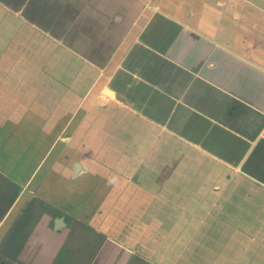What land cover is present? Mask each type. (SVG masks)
Here are the masks:
<instances>
[{"label": "crops", "instance_id": "obj_1", "mask_svg": "<svg viewBox=\"0 0 264 264\" xmlns=\"http://www.w3.org/2000/svg\"><path fill=\"white\" fill-rule=\"evenodd\" d=\"M0 1L2 15L35 17V25L20 18L63 45L94 79L103 74L97 62L110 53L105 63L115 64L107 81L113 78L124 103L94 96L78 126L97 132L82 141L89 145L79 158L86 163L97 156L113 166L116 186L106 210H113V234L103 231L107 215L90 221L49 216L38 228L19 226L33 249L23 261L8 239L5 264H59L65 244L75 257L67 264H164V244L146 247L160 232L179 242L171 263L177 264L189 246L193 256L206 257L200 248L208 236L231 228L227 244L241 247L239 263L264 262V223L230 227L195 213L199 202L208 213L220 196L264 202V0ZM56 15L60 21L50 23ZM215 222L222 226L214 228Z\"/></svg>", "mask_w": 264, "mask_h": 264}, {"label": "rangeland", "instance_id": "obj_2", "mask_svg": "<svg viewBox=\"0 0 264 264\" xmlns=\"http://www.w3.org/2000/svg\"><path fill=\"white\" fill-rule=\"evenodd\" d=\"M59 18L60 17L56 15V17L50 20V23L55 21L56 24L57 21H60ZM54 43L55 42L50 40L44 33L31 27L22 18L12 16L11 14H0V126H4L5 124L11 126V123H9L11 118L19 120V124L28 128V130L25 133V136L21 137V140L18 139V142H37L39 140V133H37V130H39L38 127L47 124V120L55 119L54 115H60L61 110L63 109L65 112H62L61 116L64 115V118L57 123L56 127L57 129L59 128L60 131L73 115L79 113L81 103L87 98L86 96L84 97L83 93L90 90L92 86L94 96L96 97L95 99L105 100L107 97L104 94L98 97V91L106 83L109 74L99 80L94 79L96 76L95 73L91 74L90 71H87L86 67L82 69L78 60H76L68 50L64 49L63 45L57 42ZM51 72H53V75L55 72L57 75L56 77H59V81H63L65 84L70 82V85L66 86L63 82L61 84L56 80H52L51 83L47 82L45 78L51 76ZM52 78L55 79L53 76ZM91 103L92 102L89 103V106L92 105ZM51 105L54 107L50 108ZM14 112L18 114L21 113V117H18L17 119L14 118ZM20 125L18 128H21ZM12 127L14 132H10L9 130L7 132H2L3 135H5V138H8L9 140L15 139L16 137V127L14 125ZM35 136L36 138H34ZM54 138L53 135L49 136L48 141L52 142ZM100 148L103 150L102 146ZM107 148V151L112 150L113 153V144H109V141ZM85 162L91 167H94L95 163H97L89 157L86 158ZM230 172L232 173L231 170ZM47 177L50 178L51 176ZM106 178L108 180H113L115 177L106 176ZM118 178V183L121 184L123 182L124 185V179L120 176L116 177V179ZM139 193L141 194V192ZM13 195V186L6 182L3 184L0 181V208L6 206V204L12 200ZM224 198L229 197L225 196ZM224 198L220 196L219 199L223 203L221 201H215L218 205L212 207L208 213H205L204 208H202V205L199 202L197 209H194L195 213L200 216L206 214V218H209L208 221H211L212 218H221L224 221H229L231 226L227 223L226 224L230 227L236 226L238 222L243 220L250 222V226L252 227L264 223V202L261 203L260 201L257 205H251L247 200L243 201L239 198H235L234 200L229 199L224 201ZM39 203L40 202H33L31 208L27 209L26 213L20 216L17 223L18 228L20 225L21 227L25 226L27 228H35L36 225L37 227H40V223H42V220L40 219L42 210H39L38 208ZM221 203L223 206H220ZM190 212L191 210L189 211L187 209V216L191 215ZM182 218L184 219V216ZM221 223L222 222H215L213 227L217 229L222 226L220 225ZM21 227L19 228L20 230ZM15 229L16 228H14L12 233L7 237V240L10 239L11 241L9 242L13 243V248L10 251L13 252L15 247L18 248L20 252L18 259L21 257L23 261H27L28 257H26L25 251L28 250L30 252L33 249L34 242L29 240V236H26L27 234L23 235L22 232ZM232 231V228L227 231L222 230V232H224L222 233V236L219 235V231H213L208 236L210 238L207 240V247L203 246L200 248V251L208 253L206 256L207 258L202 255L204 253L200 254L198 251L196 252L197 255L193 256V252L191 254V248L189 246V248L185 247L186 249L184 250L187 251L180 254L176 263L243 264L239 263L241 247H237L235 243L227 244L229 241L226 237ZM189 232V229L183 230V233L189 234ZM157 236L158 237L154 240L149 241V243L146 244V247L148 250H156L160 249L164 244V250H166V252L164 253V256H160V258L163 259L160 260V262L163 261L162 263L164 264H171L174 258H177V250L179 249L177 246L179 245V242L171 239L166 240V236L162 239V232ZM198 239L199 238L195 239L191 245H194ZM57 240L58 241H54L55 246H58L61 241L60 234ZM157 242L160 243L158 247L156 246ZM186 242L187 241H182V245H185ZM63 248L65 249L60 252V258H58L59 264H67V260L75 258L72 256L74 253L70 246L65 244ZM105 251L106 249H103L101 257L104 255ZM244 256L258 261L254 255L253 257L249 254ZM148 258L153 257L150 254L148 255ZM225 259H227V261ZM246 264L253 263L248 262ZM262 264H264V262H262Z\"/></svg>", "mask_w": 264, "mask_h": 264}, {"label": "water", "instance_id": "obj_3", "mask_svg": "<svg viewBox=\"0 0 264 264\" xmlns=\"http://www.w3.org/2000/svg\"><path fill=\"white\" fill-rule=\"evenodd\" d=\"M0 3L2 4L3 2L0 1ZM11 10L14 12L16 11L14 8H12ZM20 17L32 23L33 25L36 24L35 17H31V16L23 15V14H21ZM43 31L46 32V30H43ZM71 50L78 53L77 49L71 48ZM109 54L110 53L106 55L105 57L106 59L104 62H99V61L97 62L96 66L99 69H103V74L99 77V79L107 76V74H110L111 70L113 69V65L115 64V62L111 61L109 63H105L109 59V56H110ZM56 76L57 75L54 72L53 77L57 78ZM112 80L113 78L109 77L106 84L100 88L101 89L100 91L102 94L116 101L119 105L124 104L122 100H120L117 97L116 91L112 88L113 87ZM56 81L62 84V81H59V80H56ZM93 96H94V93H93V86H92V88L86 94L87 98L81 103L79 113H76L75 115H73L72 118L69 119V121L60 131H59V128L57 129L56 127H57V121L59 122L64 118V115L61 116L62 112H65L63 109L61 110L60 115H57V116L54 115L55 119L47 120L48 122L46 121L48 124L53 123V128H50L49 136L53 135L55 138L52 142L48 141L49 137L48 139L42 140L40 142L38 140V142H36V148L38 149L34 157L32 153L30 152L31 151L30 148L26 146L28 142L27 143H24L23 141L18 142V138H17L18 135H15L16 137L13 140L16 142L12 143L10 142L8 138H5V135H3L2 133L5 131L7 132L8 130L12 132L13 125L14 126L20 125L18 123L19 120L15 121V119L11 118V121H9V123H11V126L7 124H5L4 126H0L1 127L0 156H1V151L5 152V154L4 153L2 154L3 157H0V181L3 184H5L6 182L9 185L13 186V190H14V195H13L12 200H10L6 204V206L0 208V223L3 220H6V218L10 215L11 211L16 205L17 206L20 204H22L21 206L24 205L23 203L26 202L29 198V194H30L29 192H36V194H34L31 197V199L28 201V204L25 207V210L31 208V205L33 202H40L39 205L41 204L43 206L45 205L49 208L50 207L53 208L50 204H45L43 202V198L48 199L50 201L54 199V201L56 202L62 201V199H65L66 202L72 203L74 206L77 205L78 200H82L83 198H85L84 196H81L79 185L82 183L84 179L87 180L93 177L92 175L91 176L88 175L90 174V171H89L90 169H96L97 167L99 168L98 163L102 164V162H99L98 159L92 156L91 160L93 159L94 162H98V163H95V166L91 167L90 165H87L81 160L83 158L81 159L79 158L81 155L79 152V150L81 149L79 147L82 145L80 144L81 135H80L79 128H78L79 123H80L79 120L81 121L82 117L85 115V112L88 110L89 103L91 99L93 98ZM53 107L54 106L51 105L50 108H53ZM20 126L24 127L22 125ZM21 130L23 129L20 128V132ZM37 133H39V130H37ZM38 143L39 145H37ZM17 148H20V149L27 148L26 151H29V152H23L24 151L23 149L19 151V149ZM62 152L65 153V158L70 159V162H72L69 179H65V177L64 179H62L63 178L62 175L58 173L55 174L52 171V169H56L58 167V162H59L58 160L63 158ZM67 152L68 153L70 152V154L68 155ZM106 160L107 162H105L106 164L103 163V166L105 165L106 167H108L110 165L108 163L109 160L108 159ZM102 168L103 167L100 165V171ZM47 176H51V177L48 178ZM49 179H51L52 181H50ZM48 181L50 182V184L48 183ZM66 187L68 189H66ZM47 189H51V190L53 189L52 191L55 194V196H58V195L59 196L55 198L53 194L52 195L53 197L50 198L49 194H45ZM56 189H58L57 191L58 193L54 191ZM85 193L88 194L87 191L86 192L84 191V194ZM79 195L81 197H79ZM110 212L103 211L101 216L107 215L110 217L111 216ZM78 215L76 212L75 216L79 217ZM103 231L105 232L106 230H104L103 228Z\"/></svg>", "mask_w": 264, "mask_h": 264}, {"label": "flooded vegetation", "instance_id": "obj_4", "mask_svg": "<svg viewBox=\"0 0 264 264\" xmlns=\"http://www.w3.org/2000/svg\"><path fill=\"white\" fill-rule=\"evenodd\" d=\"M50 74H51V76H47L45 78V80L47 82L51 83L52 80H59L55 77H54L55 79L52 78V76H54L53 72H51ZM69 83L68 84L64 83V84L69 86L70 85ZM21 115H22L21 113L18 114L16 112H14L13 117L17 119L18 117H21ZM93 117H94V115L90 116V119L93 120L92 124H90V125L94 124V118ZM57 123H58V121H57ZM15 127H16L15 133H16V135H18L17 138L21 140V137L23 135L25 136V133L27 132L28 128L21 127V129H23V130H21V132H20V128H18V126H15ZM50 128H53V123L52 124L47 123V124H44L43 126H41V132L39 133L40 137H38L39 142L42 140L48 139ZM79 132L81 135L80 144H82L79 148L81 150L85 151L86 148L88 147L89 143H85L82 141L85 140L87 135H90L91 138L97 136V135L94 136V134L97 132L93 133V132H90L89 130L87 131L86 126L84 127V125L82 127H79ZM20 133H21V135H20ZM34 138H36V136ZM10 142L14 143L16 141H14L12 139V140H10ZM26 146L28 148H30V150H31L30 152L32 153V155L34 157L35 153L37 152V149H38V148H36V141L28 142L26 144ZM107 146L108 145H106V147ZM17 149H19V151H21L23 149L24 150L23 152H29V151H26L27 148H25V149L24 148H21V149L17 148ZM3 153L5 154V152L1 151L0 157H3L2 156ZM67 154L69 155L70 152L69 153L67 152ZM80 154L83 155V153H80ZM62 157L63 158L58 160L59 161L58 167L56 169H52L53 173H55V174L58 173L60 175H63L65 172L71 170L72 162H70V159L65 158V153H63V152H62ZM94 158L98 159L99 162H102L104 164H106L105 162H107V160L104 158H99L97 156H95ZM98 165H99V168L97 167L96 169H90L89 170L90 174H88V175H90V176L92 175L93 177H91L90 179H87V180L84 179L82 181V183L79 185L80 191H81V196H84L87 200L85 198H83L82 200H78L77 205L74 206L72 203L66 202L65 199H62V201L56 202V201H54V199H52V201H50L48 199L43 198V202L45 204H50L53 208H51V207L49 208V207L44 205V207H42L40 209V210H42V215L40 217L42 222L44 220H46L47 217H49V216H58V218H59L62 215H65L66 213H68L72 216H75L76 212H77V215L79 214L78 216L81 217V219H84L87 221H90L92 219L98 220L100 217H102L101 215H102L103 211L107 212L106 211L108 209L107 207H109L110 203H113V187L116 186V184H115L114 180H112V179L108 180L106 178V176H109V177L113 176V166H110V165L108 167L104 166L100 171V163H98ZM49 180L52 181L51 179H49ZM48 183L50 184L49 181H48ZM66 189H68V188L66 187ZM52 190L47 189V191L45 192V194H49L50 198L53 197L52 195L54 194ZM54 191L56 193H58L57 192L58 189H56ZM84 191L85 192L87 191L88 194L87 193L84 194ZM29 193H30L29 198L26 202L23 203L24 205L23 206H21L22 204H20L18 206L16 205L13 208V210L11 211L12 214L10 213V215L6 218V220H4L3 224L0 226V264H5V262L2 259L3 258L2 253H3V251L6 250V249H4V247L7 244V237L12 233L14 228H16L15 230L18 229L16 224L18 223L20 216L22 214L26 213L25 207L27 206L28 201L31 199V197L34 194H36V192H29ZM58 196H55V194H54L55 198ZM81 196L79 195V197H81ZM61 198H62V196H61ZM110 213H111L110 218H109V216H107V220H106V222H107L106 225L109 227V228H106V231L107 232L111 231V233L113 234V230H109L110 228L113 227V224L109 221L111 219V217L113 216V210ZM31 234L33 235V232H31ZM9 264H11V263H9Z\"/></svg>", "mask_w": 264, "mask_h": 264}, {"label": "trees", "instance_id": "obj_5", "mask_svg": "<svg viewBox=\"0 0 264 264\" xmlns=\"http://www.w3.org/2000/svg\"><path fill=\"white\" fill-rule=\"evenodd\" d=\"M38 129H39V133L41 132V127H38ZM38 142V141H37ZM37 145H39V143L37 144Z\"/></svg>", "mask_w": 264, "mask_h": 264}]
</instances>
